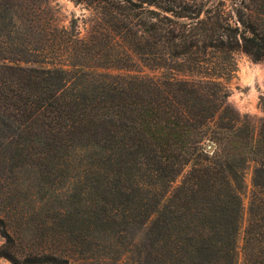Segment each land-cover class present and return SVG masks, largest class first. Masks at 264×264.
<instances>
[{
    "label": "trees",
    "instance_id": "obj_1",
    "mask_svg": "<svg viewBox=\"0 0 264 264\" xmlns=\"http://www.w3.org/2000/svg\"><path fill=\"white\" fill-rule=\"evenodd\" d=\"M89 2V36L119 51L91 49L49 0H0L3 237L14 247L40 211L20 229L31 173L65 182L75 208L44 222L40 249L66 250L27 264H264V117L227 87L236 54L264 63V0Z\"/></svg>",
    "mask_w": 264,
    "mask_h": 264
},
{
    "label": "rangeland",
    "instance_id": "obj_2",
    "mask_svg": "<svg viewBox=\"0 0 264 264\" xmlns=\"http://www.w3.org/2000/svg\"><path fill=\"white\" fill-rule=\"evenodd\" d=\"M49 3L58 11L59 25L67 28L73 34L79 32V38L85 39L91 49L102 48L107 52L112 50V40L110 36L102 37L99 42L94 43L90 37L92 27L101 23L98 19L100 15L98 7L92 5L89 0H49ZM90 37V39H89ZM89 39V40H88ZM114 51H119L117 44L113 43ZM112 50V51H113ZM237 63V72L235 77L227 84L229 90V103L242 115H247L257 127L264 117V111L260 104V98L264 96V63H254L249 57L242 53L235 55ZM95 65V64H93ZM131 65V64H130ZM138 69V68H133ZM149 73L148 70H145ZM20 199L14 203L16 209V218L20 229L26 226L23 215L38 207V214H32L34 221L27 224L30 228L27 233L22 232L16 237V244L13 247L2 235L0 228V264H13L9 257H16L21 264H27L26 257L29 254H40L43 251L58 252L66 249H40L46 242H51L50 237L55 238V230H48L45 221L48 216H53L55 208L60 203L68 208L70 212L75 207L72 205L74 190L65 182L53 183L50 179H41L39 176L31 173L24 175ZM246 185L251 188L253 179V168H250L245 176ZM65 187V188H64ZM65 198L62 199L61 195ZM70 198V199H69ZM69 199V200H68ZM45 201V202H43ZM47 201V202H46ZM248 204V200H245ZM23 213V214H22ZM38 216V217H36ZM52 231V232H51ZM242 245V236L240 237V246ZM241 264V263H240Z\"/></svg>",
    "mask_w": 264,
    "mask_h": 264
}]
</instances>
